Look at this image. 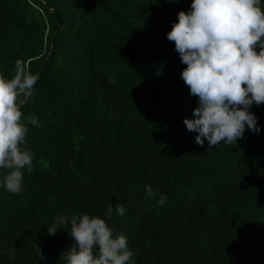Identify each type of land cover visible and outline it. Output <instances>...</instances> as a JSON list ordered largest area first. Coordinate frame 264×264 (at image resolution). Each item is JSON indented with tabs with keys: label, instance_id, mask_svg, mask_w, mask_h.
I'll return each mask as SVG.
<instances>
[{
	"label": "trees",
	"instance_id": "1",
	"mask_svg": "<svg viewBox=\"0 0 264 264\" xmlns=\"http://www.w3.org/2000/svg\"><path fill=\"white\" fill-rule=\"evenodd\" d=\"M191 2L0 0L5 78L17 59L35 74L62 22L35 94L21 108L22 147L33 154L21 193L5 190L7 170L0 169V264H64L70 225L55 235L47 227L57 216L81 214L127 238L130 264H264V104L249 109L259 134L245 126L235 144L195 143L183 120L194 118L198 98L166 39ZM33 115L41 126L28 121ZM145 185L157 195L149 198Z\"/></svg>",
	"mask_w": 264,
	"mask_h": 264
},
{
	"label": "clouds",
	"instance_id": "2",
	"mask_svg": "<svg viewBox=\"0 0 264 264\" xmlns=\"http://www.w3.org/2000/svg\"><path fill=\"white\" fill-rule=\"evenodd\" d=\"M166 39L174 42L186 65L180 75L189 94L198 98L194 118L183 120L189 132L197 133L195 143L202 146L206 140L209 148L221 141L235 144L244 138L245 126L259 134L256 117L249 109L254 103L264 104V12L260 0H192L188 12L177 13V22ZM37 79L20 59L15 61L11 78L0 75V169L7 170L2 184L13 194L22 192V169L33 171V154L22 147L28 129L21 123V108L34 96ZM28 121L41 126L34 115ZM145 193L149 198L157 195L151 185H145ZM156 202L163 206L166 197L161 194ZM126 211L123 205L115 207L119 216ZM112 214L109 204L105 215L111 218ZM67 225L73 243L61 254L64 264H130L133 253L127 238L114 237L104 219L87 214L57 216L47 227L48 234L55 235ZM35 251L43 260L37 243ZM7 252L15 259L14 249Z\"/></svg>",
	"mask_w": 264,
	"mask_h": 264
},
{
	"label": "water",
	"instance_id": "3",
	"mask_svg": "<svg viewBox=\"0 0 264 264\" xmlns=\"http://www.w3.org/2000/svg\"><path fill=\"white\" fill-rule=\"evenodd\" d=\"M45 6L48 7L50 9L51 12H56L55 8H52V7H49V5L47 3H45ZM62 26V22L59 21L55 27V30L53 32V35H52V40H51V43H50V47H49V50L45 56V58L43 59V61L40 63L39 67L36 69L35 71V75H38L40 74V71L42 70V68L44 67V65L46 64V62L48 61L52 51H53V48H54V43H55V40L57 38V35H58V32H59V29L61 28Z\"/></svg>",
	"mask_w": 264,
	"mask_h": 264
},
{
	"label": "bare ground",
	"instance_id": "4",
	"mask_svg": "<svg viewBox=\"0 0 264 264\" xmlns=\"http://www.w3.org/2000/svg\"><path fill=\"white\" fill-rule=\"evenodd\" d=\"M34 1H35V0H34ZM41 2H42V1H41ZM28 3H29V2H28ZM38 5H39V4H38ZM29 6H30V5H29ZM32 12H33V11H32ZM36 13H37V12H36ZM31 19H33V18H31ZM28 21H29V20H28ZM32 22H34V20H33ZM28 23H29V22H28ZM28 23H27V24H28ZM30 24H31V22H30ZM35 24H36V22H35ZM37 24H38V23H37ZM30 28H31V27H30ZM35 28H36V27H35ZM35 28H34V29H35ZM39 28H40V27H39ZM26 29H27V28H26ZM26 29H25V30H26ZM23 30H24V29H23ZM35 30H36V29H35ZM35 30H33V31H35ZM37 30H38V29H37ZM40 30H41V29H40ZM35 32H36V31H35ZM70 33H71V32H70ZM73 33H74V32H73ZM36 34H37V33H36ZM36 34H35V35H36ZM17 35H18V33H17ZM15 36H16V35H15ZM36 36H37V35H36ZM36 36H35V37H36ZM77 36H78V34H77ZM21 37H22V35H21ZM25 37H26V36H25ZM73 37H74V36H73ZM32 38H33V36H32ZM32 38H31V39H32ZM36 38H37V37H36ZM33 39H34V38H33ZM74 39H75V38H74ZM14 40H15V39H14ZM16 40H17V39H16ZM10 41H11V40H10ZM23 41H24V40H23ZM35 41H37V40L35 39ZM13 42H15V41H12V43H13ZM16 42H17V41H16ZM36 43H37V42H36ZM7 44H8V43H7ZM25 44H26V43L24 42V45H25ZM15 45H16V44H15ZM27 45H28V44H27ZM9 46H10V45H9ZM16 46H18V43H17ZM31 46H32V45H31ZM22 47H23V46H22ZM36 47H37V46H36ZM10 48H11V47H10ZM19 49H20V48H19ZM36 50H37V49H36ZM10 51H11V50H10ZM8 57H9V56H8ZM12 57H13V56H12ZM37 57H38V56H37Z\"/></svg>",
	"mask_w": 264,
	"mask_h": 264
}]
</instances>
